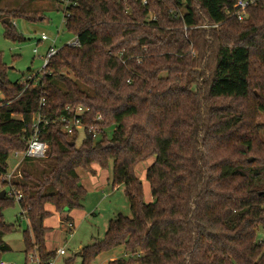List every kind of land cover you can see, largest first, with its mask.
I'll return each instance as SVG.
<instances>
[{
  "label": "trees",
  "instance_id": "1",
  "mask_svg": "<svg viewBox=\"0 0 264 264\" xmlns=\"http://www.w3.org/2000/svg\"><path fill=\"white\" fill-rule=\"evenodd\" d=\"M236 1L78 0L64 18L81 46L60 47L36 84L10 82L0 53V177L26 149L35 116L50 120L40 129L48 168L26 160L14 181L29 223L25 264L34 252L41 264L56 256L47 206L82 209L78 170L96 175L111 164L132 216L111 220L82 249V264L119 248L124 256L109 264H264V0L243 22L229 15ZM9 8H0L11 19L6 37L24 41L12 20L43 16ZM78 107L90 108L86 129L70 135L59 119ZM152 158L146 203L135 169ZM15 202L0 198V254L11 251L4 238L16 225L3 211Z\"/></svg>",
  "mask_w": 264,
  "mask_h": 264
},
{
  "label": "rangeland",
  "instance_id": "2",
  "mask_svg": "<svg viewBox=\"0 0 264 264\" xmlns=\"http://www.w3.org/2000/svg\"><path fill=\"white\" fill-rule=\"evenodd\" d=\"M3 4H9L11 10L22 7L31 13L39 11V16H43L37 22L24 19L12 20L13 27L17 34L25 39L24 41L7 38V27L4 19L0 18V53L3 63L9 69L7 73L8 80L12 83L30 84L34 82L36 84L38 82L37 77L42 76L43 59L48 50L50 48L59 49L75 38L66 29L64 7L60 2L56 3L55 0H0V8ZM151 18H153L152 15ZM248 18L249 13L245 20H248ZM43 35L47 36L48 40H42ZM35 50H37V53L34 52ZM80 133L81 141L84 134ZM44 159L34 162V168L38 170L48 168V163ZM18 161L14 154L8 160V171L9 173L13 172L15 175L14 181L21 180L19 172L24 166V162H22L17 172L18 169L15 170L14 168ZM154 162L155 158L149 159L139 164L135 169L136 177L140 179L144 186V200L146 203L153 202L147 174ZM94 169H96V175H92L83 169L78 170V174H80L79 176L87 190V195L82 202L83 208L76 210L74 214L76 215L75 227L73 229L69 228L66 223L59 220L60 214L54 211L46 221V227L49 228L46 234V246L49 251L56 252V256L52 260L54 264H67L68 261H70V264H82L80 256L82 249L103 239L111 220L119 215L132 216L124 186L113 187L112 185V164L108 169H101L99 166H95ZM2 192H5V187L0 184V194ZM48 210L50 211V208ZM3 216L5 224H15L16 230L6 234L4 240L10 246L11 251L0 254V262L25 264L24 232L29 227L28 220L21 216L18 202L6 208L3 211ZM18 217H20L19 221ZM43 224L45 225V222ZM259 239L264 241V233H259ZM60 249L65 251V255L60 256L57 254ZM122 253L121 248L103 253L93 264H109L111 260L124 256ZM32 254H35L38 260L36 252ZM28 260V264H30L29 256Z\"/></svg>",
  "mask_w": 264,
  "mask_h": 264
},
{
  "label": "built area",
  "instance_id": "3",
  "mask_svg": "<svg viewBox=\"0 0 264 264\" xmlns=\"http://www.w3.org/2000/svg\"><path fill=\"white\" fill-rule=\"evenodd\" d=\"M258 0H237L233 11L229 13L230 16L236 18L238 21H244L246 19V16L248 14V10L250 7L256 4ZM78 0H61V5L64 7V10H66L70 6L77 5ZM65 13V11H64ZM66 15V14H65ZM66 21V16L64 18V22ZM42 40H48L47 36L43 35ZM72 47H80V41L78 38H74L72 41H69L66 43ZM59 49L50 48L45 56L44 60V67L42 71V75L46 73V68L49 64L50 59L57 53ZM37 53V50L34 51ZM45 105V102L43 100L42 106ZM67 110H70L68 108ZM90 112V108L85 107H78L74 111V117L69 118L67 116L61 117L59 120L66 124V131L72 135L74 133L75 129H86L83 125L82 118L86 116ZM99 120H101V117H99ZM50 124V120L48 119H42L41 115L35 116L34 123L32 125V135L27 138L26 140V149L21 152H15L14 157L18 159V164L15 166V170L17 172L19 171L20 164L26 160H42L46 157L47 150H48V144L42 140H40V129L41 126H47ZM88 132L93 134L95 138L98 137V131L95 127H88ZM15 173V172H14ZM20 177V172H19ZM15 179V175L12 173L5 174L4 176L0 177V184L1 186L5 187V195L9 198H14L16 202H20L22 200V194L21 192L16 188L13 181ZM22 217H25L24 214H21ZM26 218V217H25ZM70 227H72L70 225ZM57 254L60 256L65 255L64 250H58ZM30 264H41L39 259L37 260L35 257V254L29 255ZM36 259V260H35ZM0 264H5L4 262H0ZM48 264H54L52 261H50Z\"/></svg>",
  "mask_w": 264,
  "mask_h": 264
},
{
  "label": "crops",
  "instance_id": "4",
  "mask_svg": "<svg viewBox=\"0 0 264 264\" xmlns=\"http://www.w3.org/2000/svg\"><path fill=\"white\" fill-rule=\"evenodd\" d=\"M96 170V169H95ZM97 174V173H96ZM78 175H80V174H78ZM81 178V177H80ZM81 182H82V180H81ZM82 184H83V186H84V183L82 182ZM50 208V211L48 210ZM47 210L50 212V213H52V211H54L55 213H56V211H55V208L53 207V206H51V205H48L47 206ZM76 213V210H74V211H72V212H70V213H64V214H60L59 215V220L60 221H64L67 217L68 218H70L71 220H72V224H67L69 227H70V225H72V228H74L75 227V221H76V215H74ZM46 221H47V219L45 220V225H44V227L45 228H47V229H49L48 227H46ZM122 250H123V248H121ZM122 254H124V250H123V253ZM112 261V260H111Z\"/></svg>",
  "mask_w": 264,
  "mask_h": 264
},
{
  "label": "water",
  "instance_id": "5",
  "mask_svg": "<svg viewBox=\"0 0 264 264\" xmlns=\"http://www.w3.org/2000/svg\"><path fill=\"white\" fill-rule=\"evenodd\" d=\"M4 23L7 24V26H10L11 25V19L10 18L4 19ZM252 161H253V159H250V162H252ZM4 196H5V192H2L0 194V198H4ZM38 222H39V226H41L42 225L41 220H39Z\"/></svg>",
  "mask_w": 264,
  "mask_h": 264
}]
</instances>
